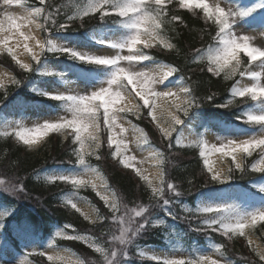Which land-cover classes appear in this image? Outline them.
Returning <instances> with one entry per match:
<instances>
[{
    "label": "snow or ice",
    "instance_id": "6c2138e0",
    "mask_svg": "<svg viewBox=\"0 0 264 264\" xmlns=\"http://www.w3.org/2000/svg\"><path fill=\"white\" fill-rule=\"evenodd\" d=\"M6 6L16 4L23 7L21 16H14L4 12L0 19V52L7 51L11 61L21 71L27 74L34 70L35 65L41 57L48 53L66 54L70 58L85 63L111 66L113 71L111 78L98 90L87 95H55L51 99L63 101L67 112L63 117H54L47 122L38 124L33 128L23 126L5 129L0 136L15 137L22 141L29 150H33L41 136L47 135L49 131L58 132L68 140L65 150L70 152L71 163L84 165L87 171L80 176H61L55 179L45 178L46 182L54 183L61 181L70 183L74 188L91 186L97 192L100 200L111 212V217L102 216L100 210L89 206L87 212L83 211L74 201H65V204L79 213L90 223L111 220L117 226L116 232H110V239L106 241L107 247L97 242L92 236L69 234L65 225L64 229L56 234L65 240L82 241L102 258L111 264L110 256L115 255L118 244L123 245L145 227L141 218L154 202L163 199V203H170L164 199L167 193L180 195L179 186L172 182L165 170V165L170 163L165 158V153L152 148L148 134L138 125L133 124L129 116L137 119L146 115L150 117L155 129L159 132L162 141L167 142V148L171 152L174 144L173 133L177 127L182 125L184 119L204 101L214 102L216 93L197 95L192 87L191 75L185 76L184 70L173 64H165L156 70H144L145 62L155 59L151 54L152 49L167 50L168 52H179L172 37L169 36V25L176 21L184 24L183 20L170 11L169 6L178 4L181 8L188 10L199 9L203 13L205 21H213L216 26L215 35L211 37V43L206 47L194 48L192 50V63L200 65L202 73H210L212 77H221L225 81H232L230 95L233 99L227 103L217 104V107L228 108L235 104L237 106L264 101V74L252 70L250 67L259 61L264 66V48L254 47L250 44L251 37L239 35L230 31L232 23L237 17H244L248 12L237 10L235 7L223 3L222 0H86L85 3L57 4L54 0H36L35 4L27 3V0H4ZM101 19L120 18L124 27L131 30L132 34L122 44H110V47L119 48L121 51L116 55H86L67 48L57 47L50 36L56 31L70 30L71 25L79 20L81 27L84 26L85 18ZM7 21L8 27L5 28ZM187 27V25H184ZM18 34L15 47L9 46L11 30ZM179 35V33H177ZM23 47L24 53L30 58L29 62L19 59L16 49ZM259 53L255 57L248 54V50ZM127 50V54H123ZM243 52L247 61L240 58ZM15 68L0 67V90L2 100L8 96L6 83L15 88L19 87L21 80L13 75ZM179 74L181 87L175 89H160L157 86L165 80ZM250 76L254 81L250 86L241 84V79ZM239 77V79L237 78ZM25 78V76L23 77ZM239 98V99H237ZM96 101L101 103L97 104ZM102 110V111H101ZM258 131L247 138L236 140H222L219 145H209L203 138L182 145L181 141L175 142L176 147H195L199 149V157L203 162L202 173L206 171L208 179L206 182L224 183L235 177L238 172L241 177L264 175V112L247 111L237 116ZM118 121H127L133 133H139L136 143L140 147L150 150L148 159L154 160L153 167L156 168L154 175L146 174L142 165L143 160H136L134 155H129V144L125 141L123 133L128 131ZM119 130L118 133L116 130ZM106 134V143L111 155L125 169H131L139 181L143 182L145 191L149 194V204L133 202L129 206L123 197L112 189L107 179L101 174L99 167H93L90 158L97 161L103 159L100 149L104 144L101 134ZM114 133H116L114 135ZM117 135L120 136L117 139ZM87 145V151L85 146ZM114 148V150H112ZM256 157H253L255 150ZM220 153L222 156L230 157L226 170H214L213 162L209 154ZM238 154L239 158H238ZM6 165H15V161H6ZM137 165H141L138 167ZM87 177V178H85ZM191 183V181H189ZM0 188L11 191L13 194L25 192V187L18 179L10 182L0 179ZM98 189H102L103 194ZM264 191V189H262ZM186 212L189 210H185ZM233 209L230 206H216L199 209L201 217L209 215L220 216V222H208L195 228L196 231L215 232L225 237L228 241L242 237L247 248L256 259H245L246 264H264V243H258L255 239L257 231L261 233L259 239L264 241V209H257L246 215L231 217ZM10 213H3L6 217ZM196 216V214H193ZM94 217V218H93ZM197 217V216H196ZM259 222V229H258ZM118 233V234H117ZM223 244H217L215 252L220 254L221 259H215L211 255H202L198 258H167L160 264H229L225 255ZM44 256V253H40ZM53 264H66L63 256H49ZM156 259V258H151ZM76 264V262H67ZM78 264H85L80 260Z\"/></svg>",
    "mask_w": 264,
    "mask_h": 264
},
{
    "label": "trees",
    "instance_id": "16d2710c",
    "mask_svg": "<svg viewBox=\"0 0 264 264\" xmlns=\"http://www.w3.org/2000/svg\"><path fill=\"white\" fill-rule=\"evenodd\" d=\"M222 1L237 10L248 12V15L243 17L247 22L256 21L264 24V0ZM27 2L29 4L36 3L35 0H27ZM54 2L57 4H69L70 2L83 4L86 0H54ZM169 8L184 22V24H180L179 21H176L169 25L170 29H175V31L169 32V36L173 38L172 42L176 44L179 52L177 54V52L151 51V54L156 57L153 61L181 67L185 76L191 75V84L197 95L204 96L213 92L216 93L214 102L204 101L193 110L201 121L200 127L194 132L201 139L203 131L211 123L231 128L240 126L237 116L242 115L253 103L241 106L235 104L228 108L217 107V104L227 103L232 99L230 95L232 81L223 80L222 75L221 77H212L210 73H202L200 71L201 66L192 63V50L206 47L212 42L211 37L215 35L216 31L215 24L211 20L205 21L198 14L195 15L186 9H180L178 4L170 5ZM121 28H124V25L120 18L86 17L83 27L77 20L71 25L70 30L53 32L50 37H74L86 40L89 33L100 34ZM44 59L59 60L64 64L63 71L74 73L79 80L91 81L95 72L101 70L100 67L92 64L68 63L64 57L51 52L44 54L41 60ZM242 60L247 61V57L244 56ZM0 66L15 68L13 75L21 80V84L17 88L13 85L7 86L8 96L3 102H0V115L6 107L17 104L28 106L42 103L53 108L61 107L58 102L47 100L42 94L34 92L31 86L38 81H46L55 78V76L36 73L37 65L30 73H21L15 65L5 58L0 59ZM24 76L25 78H23ZM237 78L239 79V77ZM173 79L180 80L179 74L175 75ZM2 92L0 90V100H2ZM131 120L144 129L154 148L165 153V158L170 161L165 165V170L172 182L179 186L181 194L167 193L164 197L170 202L167 205L163 203V199L150 205L141 218V223H144L145 227L125 244H118L115 255L110 256L111 264H160V262L141 258L137 250L147 246L167 248L165 239L169 237L178 240L183 249L191 252L195 248L206 250L210 246L223 244L227 261L232 264H246V258L249 260L256 259L239 242L228 241L215 232L196 231L197 217L193 213H187L184 207L193 210L196 202L203 194L224 193L226 188L233 189L240 196V201L243 204L257 198L264 200V191H262L264 189V175L256 174L255 176L241 177L237 172L235 177L225 185L206 182L208 176L205 172L202 173L203 163L199 157L198 148L176 147L175 136H173L174 147L170 152L167 148V142L161 140L160 134H157L144 117L141 119L132 118ZM104 137L103 148L100 151L103 159L100 161L90 160V163L93 167H99L110 187L116 190L130 207L133 206V202L149 204L150 193L145 191V187L136 182L130 174L123 173L118 165L112 162L111 151L105 146L106 136ZM67 144L68 140L63 144H60L59 140L53 141L49 147L50 150L39 156L32 152L28 153L15 143H5L0 138V179H6L10 182H15L18 179L25 187V192L18 194L0 188V203L6 209L13 210L12 216L5 220L3 230L4 237L11 246L17 247L20 239L23 238H38L43 241L52 238L55 231L63 230L66 224L71 226L67 229L69 233L74 234L73 230H75V233L80 235L89 234L105 247H107L106 241L110 239L109 233L116 232L117 226L111 220L99 221L97 224L86 223L77 212L63 207L59 203V199L70 190L68 185L60 182L47 184L36 180L37 175L43 171H50L54 168L63 171L76 166L75 163L69 161L70 158L72 160L75 158L71 157L70 152L65 150ZM255 157L256 153L249 160H253ZM9 160L15 161L18 167L6 165L5 162ZM84 196L100 210L102 216L111 217V213L104 208L102 202L93 192L85 191ZM154 220H160L163 223L161 226H155L152 222ZM58 243L60 246L67 247L80 255L85 264H107L106 261L102 262L99 255L79 242L66 240L58 241ZM34 262L48 264L42 257H34Z\"/></svg>",
    "mask_w": 264,
    "mask_h": 264
},
{
    "label": "rangeland",
    "instance_id": "374dc122",
    "mask_svg": "<svg viewBox=\"0 0 264 264\" xmlns=\"http://www.w3.org/2000/svg\"><path fill=\"white\" fill-rule=\"evenodd\" d=\"M208 2L212 3L213 0H208ZM223 3L225 2L222 1V5ZM16 11H18V13L21 15L24 12V9L23 7L18 6L16 4L6 6L4 4V0H0V19L4 18L3 16L4 12H9L13 15V13H15ZM191 12H193V14H198L200 17H203V13L199 9L191 10ZM7 27H8V24L6 21L5 28ZM230 31L233 33H238L239 35H248L251 37L250 44L252 46L264 48V24H262L261 22L260 23L256 21L247 22L243 17H237L232 23ZM8 34L12 37L9 42V46L15 47L18 34L15 33L14 29L11 30V32H9ZM112 34L120 35L121 36L120 39L121 41H123L122 43H124L128 39V37L132 34V32L130 29L124 27L121 30L119 29L110 30V31H106L100 34L95 33V32L89 33L87 37L89 41L82 40L80 38L78 39L74 37H59V36L50 37V39L57 47L67 48V49L74 50V51H77L83 54L91 47H100V45L101 46L107 45L106 38L108 36H111ZM111 49L120 52L119 48L112 47ZM16 51H17L19 59H21L23 62H25L26 60H28L29 62L30 58L27 56L26 53H24L23 55H20V53H23L22 45L19 49H16ZM124 53L127 54V50ZM241 54H244V53L241 52L239 54L240 58L242 56ZM63 56H65L68 59V61L82 62L80 60L70 58L66 54H63ZM0 58H6L7 60L11 61V57L8 56L6 50L3 52H0ZM11 62L15 65L13 61ZM162 66H163L162 63L150 60V61L145 62L144 70H156V69L161 68ZM250 67L252 68V70L264 74V66L260 65L259 61L254 62ZM63 69H64V64L61 63L59 60L40 61L37 64L36 73L45 74L47 76L53 75L55 76V78L48 79L46 81H38L37 83L31 85L32 90L36 93L43 94L47 96L48 98L51 96H55V95H87V94H91L95 90H98L102 85H106V82L111 78L112 71H113L111 66L107 67L101 72H95L93 79L91 81H88L85 79L79 80L74 73H65ZM173 77H171L169 80H165L163 84H159L157 87L160 89H167V88L175 89L177 87L183 86L182 81L180 80L176 81L173 79ZM253 82L254 81L251 79L250 76H246L243 79H241V84H248V86H250L251 83ZM10 85H11L10 83H6V88L7 86H10ZM95 103L99 104L101 102L96 101ZM233 105H235V102L233 103ZM233 105L229 107H232ZM61 106L62 107L55 109L51 106H46L44 104L38 103V104H30L28 106H21L20 104H17V105H11L9 107H6L0 115V132L5 131V129L11 130L15 126L23 122L25 123V126L27 125L26 128H33L37 126L38 124L47 122L54 117H63L67 112V108L63 101H61ZM247 111L264 112V101L253 103V105L249 107L245 112ZM132 118L137 119L134 116L128 117V119L130 120ZM144 118L146 121L150 123L151 118L147 117L146 112H145ZM118 123H120L122 127H124L125 129H128V131L121 134L123 135L125 141L129 144L130 152L128 154L134 155L136 157V160L138 161L143 160L144 164L142 165V167L145 170V173L154 175L156 172V168L153 167L155 161L148 159V157L150 156V150L146 146L140 147L136 143V137L139 135V133H133L131 131V126L127 123V121H118ZM238 123L240 124V126L238 127L233 126L232 128L220 126L215 123H211V125L207 126L206 129L203 131L204 133L201 138L205 140L207 136L214 137L212 142L213 144H216L218 146L222 140H225V141L228 139L236 140L238 138L243 139V138H247L253 135L254 133L258 131L257 129H255V127L249 126L241 119L238 120ZM150 124L155 129L154 124L153 123H150ZM200 124H201V121L199 120L198 116L196 115L194 111H192L184 119L183 124L178 126L177 130L173 133V135H175L174 141L176 142L177 140H179L181 141L182 145H186L190 143L191 141L200 139L197 133L194 132L195 129L200 127ZM138 127L142 128L139 125ZM118 131L119 130L117 129L116 132L118 133ZM155 131L157 132V134H159V132L156 129ZM115 134L116 133H114V135ZM101 136H102V139L104 140L105 138L104 136H106V134L102 133ZM0 138L5 143L6 142L16 143L18 146L20 145L22 149L27 151L28 153L32 152L39 156L43 155L45 152H48L50 150L49 147L53 141L59 140L60 144H63L64 142L67 141L65 140L64 136L61 135L60 133L49 131L47 135L41 136L38 139V143L33 150H29L28 146H25L22 141H17V139L14 136L13 137L0 136ZM119 138L120 136L117 135V139ZM105 144H106V147H108L107 143ZM102 148L103 147H101V149ZM152 148L154 147L152 146ZM85 150L86 151L88 150L87 145L85 146ZM112 150H114V148ZM258 151H259L258 149L255 150L253 152V155H255V153ZM239 155L240 154H238V158H239ZM111 157H112V162L117 164L118 168H120V170L123 173L130 174L136 180V182L141 183L144 186L143 182L139 181V178L135 176V174L132 172L130 168L125 169L122 165L118 163V160L116 158H114L112 155ZM209 159L210 161L213 162L214 170H226L231 158L222 156L220 153H215V154H209ZM90 160H95V158L91 157ZM137 166L140 167L141 165H137ZM86 171H87L86 166L76 164V166L68 170L62 171L57 168H54L50 171H43L37 175L36 180L47 183V184H53V183L46 182L45 178L55 179L61 176H80ZM205 174L208 176L206 171H205ZM56 182H61V181H56ZM228 182L229 180L224 183H217V182L215 183L219 185H225V183H228ZM62 183L70 186V190L64 193V195H62L59 199V203H61L63 206H66L70 210L75 212V210L71 209L70 206L65 204L66 200L74 201L83 211L87 212L89 209V206H94V205L92 204L91 201H89V199L86 196H84V193L85 191H91L95 194L98 200L103 203L104 207L107 210H109L108 207L105 206L104 202L100 200L99 196L97 195V192L92 190L91 186L80 187L78 190L74 188L70 183H65V182H62ZM98 190L101 191V194H103L102 189H98ZM216 206H230L234 210L233 213H231V217L234 219L238 215L242 216V215H246L249 212L255 211L257 209H264V200L257 198L256 200L247 202V204H243L240 201V196L237 195V193L233 189L226 188L224 193H220V194L210 193V194H205V195L203 194V196H201L196 202L195 208L193 210H191L188 207H184V208L185 210L186 209L189 210L187 211V213L196 214L198 218V223L196 227H198L208 222H213V223L220 222L219 215H215V216L209 215L206 218L201 217L199 215V209L208 208V207H216ZM5 212H8L10 214L7 215L6 217H3V213ZM12 213H13L12 209L8 210L0 203V264H14V263L36 264L32 262L30 256L31 255L34 256L35 254L41 256L40 255L41 252L44 253V256L42 257H46V260L50 264H53V262L50 261L48 257L55 256V255L63 256L65 258L66 264L67 262H76V264H78L80 260H83V258L80 255L76 254L73 250L59 245L58 241H66L65 239H62L61 237L56 236V234L60 232L62 229L56 230L54 237L46 239L44 241L38 238H34V239L23 238V239H20L21 243L18 244L17 246L18 248L14 246H10L5 241V237L3 235V229L5 226V220L10 218L12 216ZM81 217L83 218V216ZM83 220L86 223L87 222L90 223L88 220H85L84 218ZM152 222L155 226H161L163 223V221H160V220H154ZM90 224H93V223H90ZM257 227L259 229V222H258ZM260 235L261 233L257 231L255 239L258 243H263V241L259 239ZM86 236H90V235L87 234ZM165 241L167 242V245H168L167 248L161 249L156 246L142 247L141 249L137 250V253L140 256H144V257L151 259V257L143 253L142 249L144 248H150L151 250L157 249L158 252L163 253V256L161 258L154 259L158 261H162L163 259H167V258H175V259H181V258L187 259L189 257L198 258L199 256H202V255H211L215 259H221L220 254L215 252L216 246H210L206 250H203L201 248H195L193 249L194 251L191 252V251H187L183 249L181 243L178 240H175L174 238L171 239L169 237V238H166ZM232 241L239 242L240 244H243L247 248L246 242L244 241L242 237L234 238ZM74 242L77 243V241H74ZM78 242L84 245L86 248H89L86 243L82 241H78ZM248 252L254 257V255L250 252L249 249H248ZM95 254L99 255L96 252ZM124 264H127V263H124ZM229 264H232V263L229 262Z\"/></svg>",
    "mask_w": 264,
    "mask_h": 264
},
{
    "label": "bare ground",
    "instance_id": "6f19581e",
    "mask_svg": "<svg viewBox=\"0 0 264 264\" xmlns=\"http://www.w3.org/2000/svg\"><path fill=\"white\" fill-rule=\"evenodd\" d=\"M14 16H21L23 15V13L20 15L18 13V11H16L15 13H13ZM121 36L120 35H117V34H112L111 36H108L106 39V42L107 44H121L123 41H121ZM121 51V50H120ZM126 52V50H125ZM120 52L116 51V50H113V49H110L106 46H101L100 47H91L90 49H88L85 53L83 54H86V55H116V54H119ZM123 54H126V53H123ZM25 62H28V60H26ZM245 86H248V84H243ZM43 111V110H42ZM27 124V123H26ZM20 126H23V127H27V125L25 126V123H21V124H18L17 126H15L14 128L16 127H20ZM213 138L214 137H211V136H207L205 138V141H207V143L209 145H212L213 144ZM143 253H145L147 256L151 257V258H161L163 256V253L162 252H158L157 249H154V250H151L150 248H144L142 249ZM14 264H18V263H14Z\"/></svg>",
    "mask_w": 264,
    "mask_h": 264
},
{
    "label": "clouds",
    "instance_id": "9594fccd",
    "mask_svg": "<svg viewBox=\"0 0 264 264\" xmlns=\"http://www.w3.org/2000/svg\"><path fill=\"white\" fill-rule=\"evenodd\" d=\"M248 54H249L250 56H253V57H255V56H257V55H260L259 53L255 52V50H251V49L248 50Z\"/></svg>",
    "mask_w": 264,
    "mask_h": 264
}]
</instances>
